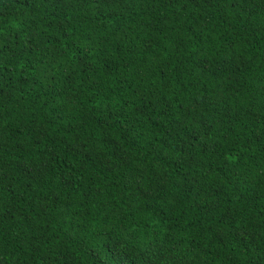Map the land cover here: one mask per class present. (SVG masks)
I'll list each match as a JSON object with an SVG mask.
<instances>
[{"label": "trees", "instance_id": "16d2710c", "mask_svg": "<svg viewBox=\"0 0 264 264\" xmlns=\"http://www.w3.org/2000/svg\"><path fill=\"white\" fill-rule=\"evenodd\" d=\"M0 264H264V0H0Z\"/></svg>", "mask_w": 264, "mask_h": 264}]
</instances>
